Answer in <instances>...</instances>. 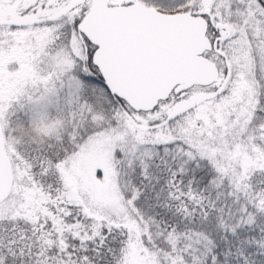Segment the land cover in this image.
Returning <instances> with one entry per match:
<instances>
[{
  "label": "snow or ice",
  "instance_id": "obj_1",
  "mask_svg": "<svg viewBox=\"0 0 264 264\" xmlns=\"http://www.w3.org/2000/svg\"><path fill=\"white\" fill-rule=\"evenodd\" d=\"M0 264H264V0H0Z\"/></svg>",
  "mask_w": 264,
  "mask_h": 264
}]
</instances>
